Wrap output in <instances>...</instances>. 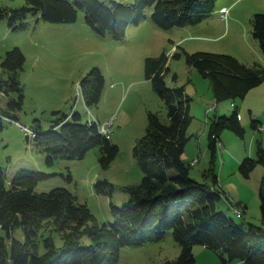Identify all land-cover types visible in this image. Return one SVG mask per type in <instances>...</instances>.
I'll use <instances>...</instances> for the list:
<instances>
[{
    "label": "trees",
    "instance_id": "obj_1",
    "mask_svg": "<svg viewBox=\"0 0 264 264\" xmlns=\"http://www.w3.org/2000/svg\"><path fill=\"white\" fill-rule=\"evenodd\" d=\"M217 0H135L133 4L118 0H26L18 9H1V18L8 19L11 29L26 28L29 17L50 24H74L84 12L86 23L101 37L121 41L131 25H140L147 12L153 10V23L163 29L198 26L215 13ZM253 36L264 55V14L252 20ZM175 59L185 58L187 64L211 81L217 103L246 99L249 93L264 84V68L249 66L228 55L187 52L177 53ZM26 56L20 49L7 54L0 75V123L4 119L19 122L16 116L25 105V89L19 74L24 70ZM147 80L153 84L168 112L164 120L159 114L148 113L146 135L134 148V157L143 171L138 186H126L123 191L130 199L122 207L111 202L114 223L100 224L89 205L65 188L38 193L41 182L52 176L45 173L21 171L9 183L7 173L0 168V264H119L124 247L159 243L172 232L182 248L176 260L165 264H197L196 247L216 253L222 264H264V177L262 179L261 227L247 229L218 210V203L226 199L240 215L248 207L237 204L221 187L217 175L218 152L222 134L234 131L244 137L240 113L215 118L209 132L210 169L204 181L191 178V165L184 161L190 141L189 129L194 122L191 98L184 86L169 88L171 75L167 53L145 62ZM7 75V77H6ZM174 80L178 76L174 75ZM106 79L100 68H93L80 84L88 108L100 104ZM60 116L49 131L40 125L32 128L37 136L36 148L47 155L52 167L60 160H83L92 150H100L102 169L109 170L120 148L110 137L101 133L98 125L83 121V116L55 112ZM253 116V115H252ZM90 120V119H89ZM252 127L262 133L261 122L252 119ZM257 159H246L240 171L250 178L259 166L264 168V144L257 137ZM198 163V160H197ZM73 181L71 176L68 177ZM98 195H114L109 181H97ZM242 208V209H241ZM18 229L23 240L16 238ZM56 231L63 246L57 247L52 234ZM89 241V244L85 243ZM44 245L45 253L40 250Z\"/></svg>",
    "mask_w": 264,
    "mask_h": 264
},
{
    "label": "rangeland",
    "instance_id": "obj_2",
    "mask_svg": "<svg viewBox=\"0 0 264 264\" xmlns=\"http://www.w3.org/2000/svg\"><path fill=\"white\" fill-rule=\"evenodd\" d=\"M25 5L26 0H0V10ZM224 7L229 9L226 16L222 13ZM152 14L151 9L140 25H131L121 41L95 33L86 23L84 12H80L74 24H50L31 16L26 21V28L17 30L11 29L8 19H0V75L4 76L2 65L10 51L20 49L27 59L19 74L25 89L24 109L16 115L19 122L4 119L0 123V168L6 171L9 183L21 171L51 175L49 180L38 185V193L68 189L82 203L89 205L100 224L114 223L111 202L122 207L130 199L123 188L138 186L143 181V171L134 157V148L147 133L148 113L168 119L164 102L145 73L147 58L167 53L171 68L167 86H184L191 98L194 122L189 129L191 138L184 154V161L192 166L191 178L203 182L205 172L210 169L212 121L231 117L238 110L245 135L240 137L231 130L222 134L217 175L221 187L248 210L243 216L236 215L226 199L218 203V210L247 229L250 224L261 227L264 168L257 167L251 177L246 178L240 167L248 158L257 159V137L262 138L264 144V134L257 133L252 127L253 118L264 126V84L252 90L244 100L217 103L211 81L189 66L185 58L173 57L184 51L228 55L246 65L264 68V55L259 42L254 39L252 26L254 16L264 14V0H217L215 13L202 24L171 30L157 27ZM96 67L103 71L106 87L100 104L88 108L80 84ZM174 75L178 76L177 81ZM77 99L76 112L83 116L84 122L89 121L90 112L100 125H110V140L120 148V153L109 170L102 169L99 149L92 150L83 160H60L50 167L47 155L40 152L33 141L27 142V134L21 125L31 129L40 125L44 131H49L60 117H55L54 113H72ZM0 101L5 105L6 100L1 95ZM69 176L73 178L72 182L68 180ZM99 180H107L114 187L112 199L97 194L95 185ZM49 234L57 247L63 246L56 231H43L41 240L42 236ZM15 236L23 240L22 229H18ZM85 243L89 244V241L85 240ZM198 252L197 264H222L216 253L207 249ZM40 253H45L44 245ZM181 253L182 248L170 232L159 243L124 247L119 264H165L167 260H176Z\"/></svg>",
    "mask_w": 264,
    "mask_h": 264
},
{
    "label": "built area",
    "instance_id": "obj_3",
    "mask_svg": "<svg viewBox=\"0 0 264 264\" xmlns=\"http://www.w3.org/2000/svg\"><path fill=\"white\" fill-rule=\"evenodd\" d=\"M222 13L226 16L229 13V9H223ZM78 102H79V100L77 99L76 102L74 103V108L75 109H76V106H77ZM213 108H215V107H213ZM89 114H90L89 123L91 125L92 124L98 125L101 133L106 135V136H108V137H110V134H111L110 125L109 126L108 125H106V126L100 125L99 121L93 116V114H91L90 112H89ZM21 128L27 134V136L30 137V139H35L36 138L37 133L33 129L25 127V126H22V125H21ZM261 131L264 133V128H261ZM195 163H197V161H195ZM233 211H234V213L236 215H240L241 214V211L239 209H233Z\"/></svg>",
    "mask_w": 264,
    "mask_h": 264
},
{
    "label": "crops",
    "instance_id": "obj_4",
    "mask_svg": "<svg viewBox=\"0 0 264 264\" xmlns=\"http://www.w3.org/2000/svg\"><path fill=\"white\" fill-rule=\"evenodd\" d=\"M226 7L222 8V9H225ZM261 88V87H260ZM242 117V116H241ZM97 119V118H96ZM98 120V119H97ZM261 126L264 128L263 124L261 123ZM227 192V191H226ZM229 195V194H228ZM201 248V249H200ZM199 249H197V247L195 248L194 252H195V255H196V252L200 251L202 252L204 249L203 247H200ZM198 255H199V252H198Z\"/></svg>",
    "mask_w": 264,
    "mask_h": 264
},
{
    "label": "water",
    "instance_id": "obj_5",
    "mask_svg": "<svg viewBox=\"0 0 264 264\" xmlns=\"http://www.w3.org/2000/svg\"><path fill=\"white\" fill-rule=\"evenodd\" d=\"M27 142H30V137L29 136H27Z\"/></svg>",
    "mask_w": 264,
    "mask_h": 264
},
{
    "label": "clouds",
    "instance_id": "obj_6",
    "mask_svg": "<svg viewBox=\"0 0 264 264\" xmlns=\"http://www.w3.org/2000/svg\"><path fill=\"white\" fill-rule=\"evenodd\" d=\"M225 9H228V8H225ZM223 10V9H222Z\"/></svg>",
    "mask_w": 264,
    "mask_h": 264
}]
</instances>
